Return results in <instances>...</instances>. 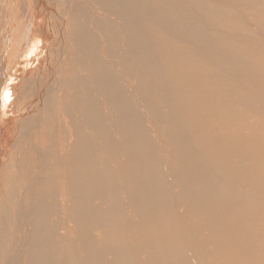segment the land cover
<instances>
[{
	"label": "bare ground",
	"instance_id": "1",
	"mask_svg": "<svg viewBox=\"0 0 264 264\" xmlns=\"http://www.w3.org/2000/svg\"><path fill=\"white\" fill-rule=\"evenodd\" d=\"M25 1L0 16V264H264V0Z\"/></svg>",
	"mask_w": 264,
	"mask_h": 264
},
{
	"label": "rangeland",
	"instance_id": "2",
	"mask_svg": "<svg viewBox=\"0 0 264 264\" xmlns=\"http://www.w3.org/2000/svg\"><path fill=\"white\" fill-rule=\"evenodd\" d=\"M25 4H27V2L25 0H23ZM4 10H5V0H1V4H0V16L4 15ZM8 11H12L14 13H16V19L20 22L21 24V29L22 27L26 28V33H25V37L29 38L32 35V28H31V16L29 17L28 13L26 12V9H22L19 8L16 5L13 6H9L6 8V14H8ZM6 19H8V15L6 16ZM171 174V172H169ZM198 250H199V255L196 256L200 257V250H203L205 253L203 255H201V257H205L208 260H211L214 264H215V258H214V254H213V249L211 248H204L202 247V243L198 244L197 246ZM137 254V253H135Z\"/></svg>",
	"mask_w": 264,
	"mask_h": 264
}]
</instances>
